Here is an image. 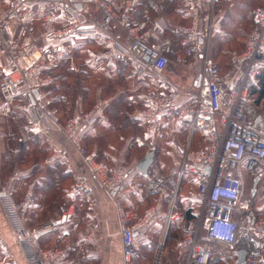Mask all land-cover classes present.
Returning <instances> with one entry per match:
<instances>
[{
	"label": "built area",
	"instance_id": "1",
	"mask_svg": "<svg viewBox=\"0 0 264 264\" xmlns=\"http://www.w3.org/2000/svg\"><path fill=\"white\" fill-rule=\"evenodd\" d=\"M137 1L150 10L162 1L172 0ZM218 1L185 0L190 9L188 23L182 25L174 37L163 36L161 39L154 35L153 29L143 27L139 15L131 16L128 9H115L110 0H14L8 9L0 12V31L13 23H25L35 12L47 39H54L66 31L77 36L103 35L99 55L110 65L128 68L136 78L153 71L162 81L168 82L169 88H151L144 93V107L138 111V116L149 132L160 131L170 118L178 122L189 120L191 132L196 128L208 131V146L193 148L189 139L181 147L179 161L166 174L156 163V152L145 175L135 166L113 171L107 161L97 158L82 143L85 131L96 125L105 101L61 122L54 109L37 104L43 97L38 87L20 89L23 68L2 75L0 98L5 102L4 110L25 97L22 107L30 112L38 110V119L32 123V128L36 129L41 121L48 129L65 134L83 157L92 176L114 197L124 264H149L142 261L136 236L159 216L165 218L168 228L176 221L183 231L176 249V259L182 264H217L230 253L235 255L230 264H237L239 248L249 252L244 264H264V214L256 211V195H252L250 187L247 189L246 186L248 176H264V97L259 104L253 105L251 100L252 87L259 85L264 72V0H258L252 9L253 26L244 47L230 52L229 65L225 68L213 60L210 51L214 35L225 33L217 12ZM79 3L91 4L97 9L89 24H84L79 16ZM131 5L128 4V8ZM58 13L66 15V26L62 29L56 28ZM154 28L161 33L165 31L157 22ZM120 30L125 33L126 40L120 38ZM24 50L22 44L15 51L23 53ZM179 50L184 54L177 56ZM65 58L72 60L58 51L42 52L33 62L52 66ZM172 61L185 83L174 84L168 79L166 73ZM50 83V75L41 80L42 87ZM14 135L23 141L31 138V132L21 128ZM137 141L142 143L139 137ZM149 150L155 151V148L149 145ZM188 176L194 183L193 217L190 219L181 213L178 197ZM92 190L86 177L76 179L68 187L71 195H89ZM136 195L160 196L161 200L167 201V209L156 203L135 217L124 203ZM0 196L27 264H78L69 259L67 248L47 247L39 240L40 231L58 228L55 220L39 229L27 226L24 211L34 204V200L25 196L18 201L14 193L4 187L1 170ZM72 214L73 210L67 209L63 218ZM78 237L95 239L97 228L88 224L86 229L78 232ZM151 264L163 263L157 258Z\"/></svg>",
	"mask_w": 264,
	"mask_h": 264
},
{
	"label": "crops",
	"instance_id": "2",
	"mask_svg": "<svg viewBox=\"0 0 264 264\" xmlns=\"http://www.w3.org/2000/svg\"><path fill=\"white\" fill-rule=\"evenodd\" d=\"M13 1L0 0V12L8 9ZM177 1L179 0L162 1L158 6L146 10L137 0H110L115 9L119 11L128 9L131 16L139 15L143 27L153 29L158 39L163 36L174 37L177 30L188 23L189 7L185 0H180V8L173 7ZM131 3L128 8V4ZM37 8L35 5L34 9ZM78 8L84 24H89L97 14L96 7L91 4L79 3ZM35 15L33 12L25 23L20 25L13 23L0 31V82L4 73L23 68L24 76L19 82L20 89L38 87L43 97L37 104L54 109L61 122L105 101L96 125L85 131L82 143L89 151L94 152L97 158L107 161L113 171L137 167L149 150L150 143L147 142V138L154 139L156 132H149L143 123L146 128L145 138L141 136L139 138L145 142L137 145V133L127 132L126 125L137 121V107L142 100L145 103V91L151 88H169L168 82L162 81L153 71L136 78L131 75L128 68L110 65L99 55L103 46L101 34L77 36L71 31H66L54 39H47ZM155 22L165 28L163 33L157 28L155 30ZM65 26L66 15L58 13L56 28L62 29ZM119 36L126 40L122 30L119 31ZM22 44L25 45L23 53L16 52V48ZM56 51L69 56L72 60L65 58L52 66L40 61L33 62V59L42 52ZM183 54V50L177 51V56ZM81 56L85 57L81 60ZM31 67H34V70H31ZM64 72L87 78L84 86L80 87L84 93H75L72 103L69 102V95L65 91L67 87L62 81L65 77ZM47 75H50L51 83L47 87H42L41 80ZM166 75L174 84L185 83L174 61L169 65ZM74 80L76 85L74 83L71 85L74 86L73 91L77 92L78 80ZM257 97V93L251 92L253 105L259 104L264 96L259 102L256 101ZM25 102L26 98L22 97L20 102L14 101L8 110H4L5 102L0 98V170L4 187L10 189L18 201L25 196H31L34 200V204L24 211L27 226L30 229H39L50 220L59 221L57 229L40 231L39 240L47 247L67 248L69 259L76 260L78 264H124L114 197L92 176L83 157L65 134L56 129H48L41 121H38L36 129L32 128V123L38 119V110L30 112L24 109L22 105ZM171 119L175 120L170 118L167 126ZM182 122L190 125L189 120L180 123ZM19 128L31 132L28 141L15 137L14 134ZM183 141L178 139L176 144L179 152L187 143ZM157 146L161 152V146ZM163 162L166 164L165 160ZM160 164L163 168L162 163ZM37 175L39 177H36ZM80 177H86L91 183L93 187L91 194H69L68 183ZM258 193L259 189L255 199ZM152 197L136 195L124 205L137 217L151 205L150 203L142 208L140 202L146 203ZM157 203L164 205V200L159 199ZM257 204L255 203V206ZM67 209L73 210V214L63 218V213ZM88 224H93L97 228V237L92 240L79 239L78 232L86 229ZM138 237L139 235L136 236V245ZM234 256L230 253L217 264H230ZM178 262L182 264L181 261ZM0 264H27L1 205V196Z\"/></svg>",
	"mask_w": 264,
	"mask_h": 264
},
{
	"label": "rangeland",
	"instance_id": "3",
	"mask_svg": "<svg viewBox=\"0 0 264 264\" xmlns=\"http://www.w3.org/2000/svg\"><path fill=\"white\" fill-rule=\"evenodd\" d=\"M181 1H177L173 7L180 8ZM258 4V0H219L217 5V12L219 17L221 18L222 27L225 30V33L215 34L212 43H211V56L213 60L222 66H227L229 62V55L232 50L242 49L245 41L248 38L251 26H252V9L254 6ZM181 17V16H177ZM224 20V21H223ZM84 42H81V44ZM81 44H79L81 46ZM79 46V47H80ZM83 48V47H82ZM85 56H81V60ZM66 71V70H65ZM65 77L62 80L64 82V86L67 94L69 95V102L72 103L75 93H84V90L80 87L84 86L87 78L85 76L74 75L71 73L64 72ZM77 77V78H76ZM77 79L78 86L77 92L73 91V85ZM62 82V83H63ZM72 87H71V86ZM76 85V83H74ZM70 88V90H69ZM146 90V88H145ZM144 91V90H143ZM144 107V101L140 103L137 107V111ZM71 116V115H68ZM67 118V117H66ZM65 118V119H66ZM64 120V119H63ZM143 119H138L137 122L127 123V132L137 133V138L141 136L143 139L146 134L145 125L143 124ZM145 123V122H144ZM173 128H171V126ZM170 126V127H169ZM175 127V128H174ZM182 127V128H181ZM143 139H140L142 142ZM178 139H183V143L188 139L191 140L192 146L194 148H204L208 146L210 139L208 136V131L204 128H196L191 132L190 125L186 122H178L176 120L171 119L169 125L156 132L155 138H147V142L150 143L151 146L155 148L156 152V163L163 173H168L169 169H172L176 163L179 161L180 152L176 148V144ZM138 145V141H137ZM161 146V152L158 149V146ZM185 146V144H184ZM160 152V155H158ZM166 161V164L163 162ZM36 177H39L37 175ZM193 182V181H192ZM190 181V178L187 179V183H185L178 192V197L181 203V213H183L190 205H192V196L194 192V183ZM72 183V181L70 182ZM68 183V184H70ZM253 178L252 176H248L247 178V189L252 185ZM258 197L255 203H258L255 206L256 211L264 214V177H262L261 181L258 184ZM167 194H164V196ZM60 198V197H59ZM160 199V196H153L151 199L144 202H140L142 208L145 205L151 203L156 204ZM163 209H167V201L164 199ZM166 226V221L163 216H159L150 226L146 228L144 232H142L137 238V246L140 249V252L143 256L145 263H153L159 255L161 240L163 239L164 229ZM183 238V231L178 226L176 221L170 223V226L167 231L166 239L163 244V249L160 254V260L163 264H179L176 259V249ZM147 262H146V261Z\"/></svg>",
	"mask_w": 264,
	"mask_h": 264
},
{
	"label": "water",
	"instance_id": "4",
	"mask_svg": "<svg viewBox=\"0 0 264 264\" xmlns=\"http://www.w3.org/2000/svg\"><path fill=\"white\" fill-rule=\"evenodd\" d=\"M34 93H35L36 96H38L37 90H35ZM154 158H155V151L148 150L145 153V155L143 156V158L139 161V163L137 165V168L140 171H142V173L145 175L147 173V171L149 170V168L151 167V165H152V163L154 161ZM260 178H261L260 175H256L253 178V183H252V188H251L252 195H255L256 194L257 184H258V181L260 180ZM55 223L57 224V223H59V221H56ZM162 249H163V245H161V247H160V251H159L160 253L158 255V259L160 258V254H161ZM248 255H249L248 250H246L244 248H239L237 250V256H238L237 264H244L245 261H246V257Z\"/></svg>",
	"mask_w": 264,
	"mask_h": 264
},
{
	"label": "trees",
	"instance_id": "5",
	"mask_svg": "<svg viewBox=\"0 0 264 264\" xmlns=\"http://www.w3.org/2000/svg\"><path fill=\"white\" fill-rule=\"evenodd\" d=\"M255 7V6H254ZM252 26H253V21H252ZM252 26H251V29H252ZM250 29V30H251ZM246 42V41H245ZM244 47V46H243ZM240 50V49H239ZM252 93H257L258 94V97L256 99L257 102L260 101V99L264 96V72L261 76V81L259 83V85H256V86H253L252 87V90H251ZM137 118L138 119H141L138 115H137ZM142 120V119H141ZM137 122V121H135ZM144 123V122H143ZM194 148V147H193ZM190 178V181L192 182V177L191 176H188L187 179ZM187 183V182H186ZM193 204L190 205L183 213L185 215L186 218L190 219L193 217L192 215V208H193ZM142 255V254H141ZM142 261H144L143 259V256H142ZM146 261V260H145ZM147 262V261H146Z\"/></svg>",
	"mask_w": 264,
	"mask_h": 264
},
{
	"label": "bare ground",
	"instance_id": "6",
	"mask_svg": "<svg viewBox=\"0 0 264 264\" xmlns=\"http://www.w3.org/2000/svg\"><path fill=\"white\" fill-rule=\"evenodd\" d=\"M143 142V141H142ZM167 231H168V227L167 226H165V229H164V234H163V239L161 240L162 242H161V245H163L164 244V242H165V239H166V235H167ZM254 240V239H253Z\"/></svg>",
	"mask_w": 264,
	"mask_h": 264
},
{
	"label": "flooded vegetation",
	"instance_id": "7",
	"mask_svg": "<svg viewBox=\"0 0 264 264\" xmlns=\"http://www.w3.org/2000/svg\"><path fill=\"white\" fill-rule=\"evenodd\" d=\"M251 188H252V185L250 186V193H251ZM257 190H258V185H257ZM256 193H257V191H256Z\"/></svg>",
	"mask_w": 264,
	"mask_h": 264
}]
</instances>
